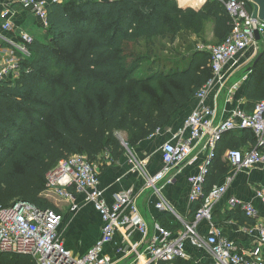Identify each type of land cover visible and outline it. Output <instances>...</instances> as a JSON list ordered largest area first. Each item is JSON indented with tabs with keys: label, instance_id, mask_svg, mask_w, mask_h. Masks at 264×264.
<instances>
[{
	"label": "trees",
	"instance_id": "trees-1",
	"mask_svg": "<svg viewBox=\"0 0 264 264\" xmlns=\"http://www.w3.org/2000/svg\"><path fill=\"white\" fill-rule=\"evenodd\" d=\"M209 21L218 45L232 24L216 1L198 9L179 8L174 0L49 3L47 42L34 40L31 56L18 65V77L0 84V211L25 202L58 214L44 191L46 175L60 161L83 155L95 164L107 155L113 164L126 153L124 145L131 149L163 129L212 78L210 54L195 50L189 40ZM162 40L180 46L170 50ZM260 61L264 50L246 79L243 109L248 113L264 101ZM254 145L248 129L222 135L191 215L228 175L223 154ZM227 214L240 225L252 222L238 206ZM158 223L172 233L183 228ZM0 264L34 263L28 256L0 253ZM168 264L195 263L175 259Z\"/></svg>",
	"mask_w": 264,
	"mask_h": 264
},
{
	"label": "built area",
	"instance_id": "built-area-1",
	"mask_svg": "<svg viewBox=\"0 0 264 264\" xmlns=\"http://www.w3.org/2000/svg\"><path fill=\"white\" fill-rule=\"evenodd\" d=\"M207 1L198 0L199 7ZM209 1H216L225 8L232 28L222 43L211 46L207 51L210 54L212 78L195 96L200 101L199 105L184 121L183 130L189 129L190 135L187 139H182L183 130L179 131L175 143L166 142L162 146L163 168L153 177L145 175L140 164L135 167L144 175L147 188L158 196L155 208L160 214L170 213L172 209L161 198L158 184L163 181L171 182L167 178L171 171L191 164L194 161L191 156L195 147L202 143L208 149V154L197 173L188 178V202L191 205L203 196L208 166L214 158L217 143L225 133L248 129L255 136L252 148L226 153L225 160L233 171L238 172L264 163V101L256 104L250 113L237 107L223 120L218 117L217 109L203 104L213 86H217L219 92L226 90L228 98L238 89L239 83L227 87L223 69L236 55L243 57L247 50L258 44L255 33L262 38L264 24L251 18L246 0ZM59 2L62 1L52 0L50 3ZM17 3L23 11L29 12L38 20L42 29L48 28V2L17 0ZM11 16L10 7L0 0V49L3 46L7 48V56L0 59V84L18 77V65L31 56L28 47L34 42V38L28 33L14 28ZM3 33H14L17 42L5 38ZM230 183L231 177L226 184L214 186L193 214L192 222L184 224L181 231L172 233L156 223L153 233H150L148 225L140 216L136 198L129 193H117L112 196L111 204H107L98 189V171L94 164L89 163L83 155H73L60 161L46 175L44 196L47 199L56 197L65 200L71 212L78 210L75 200L82 196L83 202L90 204L101 219L100 239L83 256L75 258L57 237L56 229L62 220L61 215L47 210L40 211L25 202H16L0 211V253L28 256L34 264H168L175 259L189 260L185 250V243L189 242L194 249L208 250L212 262L207 264H264V217L259 218L251 204H241L234 198L229 200L230 206L240 205L245 216L255 221L257 240L255 246L248 251H242L233 241L221 238L217 231L202 235L195 230L200 223L212 221L214 204L224 195ZM257 197L264 200V188L257 193ZM121 229L134 230L139 234L140 240L118 248L116 254L120 257L113 259L104 253V248L112 243L114 235ZM124 260L126 261L122 263Z\"/></svg>",
	"mask_w": 264,
	"mask_h": 264
},
{
	"label": "crops",
	"instance_id": "crops-1",
	"mask_svg": "<svg viewBox=\"0 0 264 264\" xmlns=\"http://www.w3.org/2000/svg\"><path fill=\"white\" fill-rule=\"evenodd\" d=\"M44 1L50 3L52 0ZM2 3L10 7L12 24L16 30L25 31L29 35L36 33V26H39L38 20L29 12L23 11L17 0H2ZM3 35L10 41L17 42L14 33H3ZM6 51V46L0 49V59L7 56ZM251 54V49H249L243 57L236 55L223 69V76L227 79V87L239 83L238 89L231 97H227L226 90L225 92H219L218 87L213 86L203 100L205 106L217 109L218 117L222 120L226 119L233 109L237 107L244 108L247 78L242 77L244 71L247 70L246 67L250 62L249 57ZM199 102L197 98H193L172 116L163 129L137 146L131 149L127 148L124 156L116 163L111 164L107 155H101L98 159L104 158L103 166L105 168L99 169V171L98 168L96 169L98 171V189L101 191L104 201L111 204L112 196L117 193H129L134 196L140 216L148 225L150 233H153L154 225L160 220L168 221L170 225L179 223L182 226L192 222V205L188 202V178L197 173L199 166L208 154V149L205 148L204 143L196 146L191 156L194 161L178 170L171 171L167 176L168 179H171V182L163 181L158 184L161 198L172 209L170 213L160 214L157 212L155 205L159 198L152 189L147 188L144 175L135 167L140 164L145 175L149 177H153L162 170V146L166 142L175 143L177 141L175 137L180 134L179 131L183 130L184 121L196 109ZM189 135V129L183 130L181 138L187 139ZM250 148L249 146L241 150ZM227 152L222 156L225 162ZM230 177L231 183L227 186L226 192L214 204L212 221L210 223H200L195 230L202 235L217 231L221 238L233 241L242 251H248L255 246L257 240L254 230L255 221L252 220V222L240 225L234 220L228 219L227 213L232 212L236 207L230 206L229 200L234 198L241 204H251L257 211L259 218L264 217V200L257 197V193L264 188V163L238 172L230 168L228 175L221 178L217 186L226 184L227 179ZM51 199L57 198L49 197V200L56 207L57 213L62 216V220L56 229L57 237L62 241L65 249L70 251L75 258L83 256L101 237L102 222L100 217L90 204L83 202L82 196L76 197L75 205L78 206V210L75 212L70 211L65 200H59L55 204L54 200ZM237 206L241 210L240 205ZM129 235L130 238H128ZM139 240L140 236L134 230L121 229L114 235L112 243L104 248V253L113 259H118L120 257L116 254L118 248L127 247L130 242L136 243ZM78 244H80V247L77 246ZM185 250L189 260L194 263L207 264L212 262L207 249L197 250L189 242H186ZM125 261H122V263Z\"/></svg>",
	"mask_w": 264,
	"mask_h": 264
},
{
	"label": "rangeland",
	"instance_id": "rangeland-1",
	"mask_svg": "<svg viewBox=\"0 0 264 264\" xmlns=\"http://www.w3.org/2000/svg\"><path fill=\"white\" fill-rule=\"evenodd\" d=\"M175 4L177 7L182 8V9H187V8H191V9H198L200 7L197 8V6H199L198 4V0H193L191 2H189V0H174ZM188 2V4H187ZM193 7V8H192ZM36 33L35 34H30V36H32L34 38V40L44 43L47 42V36L45 33V30H42L40 28V26H36ZM189 40L190 42H192V46L194 47L195 50H201V51H205L207 52L208 49L211 46L216 45V40L213 38V32H212V22H207L203 29L201 30V32L199 33V35H191L189 36ZM161 43L170 50H175L176 47L180 46V43H178L177 41L172 45H168L167 41H161ZM184 48V47H181ZM131 50V49H129ZM264 50V35L262 36V38H260L258 44L251 49V56L249 57V64L248 67H246L247 72L244 71L243 73V77L248 78V76L250 77V69L253 68V66L255 65V63L257 62L258 57L260 56V54L263 52ZM127 54V53H126ZM162 54V53H161ZM166 52L162 54V56H165ZM246 57V56H245ZM127 62V61H126ZM130 62V59L129 61ZM261 63L258 66L257 70H260L264 67V62L260 61ZM243 108V107H242ZM120 136V135H119ZM104 158H101L100 160L97 161V163L94 164V166L96 167V169L98 168L101 169V166L104 165ZM101 172V170H100ZM49 200V199H48ZM52 201L54 200L55 204L58 203L59 199H51ZM77 246L80 247V244H78ZM197 264V263H195Z\"/></svg>",
	"mask_w": 264,
	"mask_h": 264
},
{
	"label": "water",
	"instance_id": "water-1",
	"mask_svg": "<svg viewBox=\"0 0 264 264\" xmlns=\"http://www.w3.org/2000/svg\"><path fill=\"white\" fill-rule=\"evenodd\" d=\"M100 2L112 3L114 0H99ZM251 8V18L257 20L264 24V0H246ZM255 40L258 42L260 40L259 34L255 33ZM260 59L258 57L257 61ZM127 149V147L124 145Z\"/></svg>",
	"mask_w": 264,
	"mask_h": 264
},
{
	"label": "bare ground",
	"instance_id": "bare-ground-1",
	"mask_svg": "<svg viewBox=\"0 0 264 264\" xmlns=\"http://www.w3.org/2000/svg\"><path fill=\"white\" fill-rule=\"evenodd\" d=\"M191 1H193V0H189V2H191Z\"/></svg>",
	"mask_w": 264,
	"mask_h": 264
}]
</instances>
